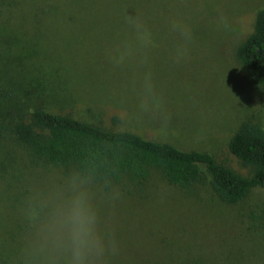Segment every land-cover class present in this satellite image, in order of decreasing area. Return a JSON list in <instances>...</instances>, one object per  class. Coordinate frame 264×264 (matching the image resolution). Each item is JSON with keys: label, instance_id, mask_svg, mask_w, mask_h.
<instances>
[{"label": "rangeland", "instance_id": "374dc122", "mask_svg": "<svg viewBox=\"0 0 264 264\" xmlns=\"http://www.w3.org/2000/svg\"><path fill=\"white\" fill-rule=\"evenodd\" d=\"M52 1L55 12L41 13L42 0L0 10V100L206 151L246 172L227 142L241 121L264 128V96L235 49L264 0ZM13 105L0 103V114ZM74 191L100 245L85 264H264V187L226 204L208 182L184 189L157 170L140 183L93 182L9 137L0 264H73L63 211Z\"/></svg>", "mask_w": 264, "mask_h": 264}, {"label": "trees", "instance_id": "16d2710c", "mask_svg": "<svg viewBox=\"0 0 264 264\" xmlns=\"http://www.w3.org/2000/svg\"><path fill=\"white\" fill-rule=\"evenodd\" d=\"M19 2L0 0V10ZM42 4L47 6H41V13L58 10L59 4L52 0H42ZM0 56L5 59L2 51ZM235 57L264 96V8L256 12L252 31L237 45ZM0 103L15 104L8 97ZM6 137L35 159L93 182L140 183L157 170L169 184L184 189L208 182L215 197L226 204H236L252 189L264 187V128L247 120L238 124L227 142L228 152L245 173L206 151L183 150L45 107H36L27 115L18 105L2 112L0 139Z\"/></svg>", "mask_w": 264, "mask_h": 264}, {"label": "clouds", "instance_id": "9594fccd", "mask_svg": "<svg viewBox=\"0 0 264 264\" xmlns=\"http://www.w3.org/2000/svg\"><path fill=\"white\" fill-rule=\"evenodd\" d=\"M63 223L71 244L73 264H85L90 253L100 251V245L94 232V213L82 192H73L63 211Z\"/></svg>", "mask_w": 264, "mask_h": 264}]
</instances>
